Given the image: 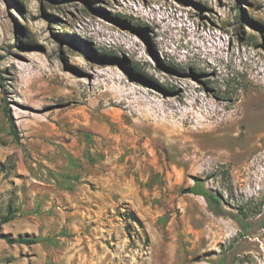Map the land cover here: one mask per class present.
Segmentation results:
<instances>
[{
	"label": "rangeland",
	"instance_id": "obj_1",
	"mask_svg": "<svg viewBox=\"0 0 264 264\" xmlns=\"http://www.w3.org/2000/svg\"><path fill=\"white\" fill-rule=\"evenodd\" d=\"M0 264H264V0H0Z\"/></svg>",
	"mask_w": 264,
	"mask_h": 264
},
{
	"label": "trees",
	"instance_id": "obj_2",
	"mask_svg": "<svg viewBox=\"0 0 264 264\" xmlns=\"http://www.w3.org/2000/svg\"><path fill=\"white\" fill-rule=\"evenodd\" d=\"M64 1H65V2H69V1H71V0H64ZM109 53L112 54L111 51H110ZM135 69H136V71H140V69H139L138 67H135ZM197 180L200 181L201 179H197ZM126 218L129 219L130 221L135 222V223L139 224L140 226H142V222H141V220L136 216V214H134V213H128V214H126ZM5 221H7V220H5ZM126 227H127L128 230L131 229L130 224H128ZM7 239L9 240V242H12V240H11L10 238H7ZM16 241L21 242V243H28V244H33V243H35L34 240H27V239H19V240H16Z\"/></svg>",
	"mask_w": 264,
	"mask_h": 264
}]
</instances>
